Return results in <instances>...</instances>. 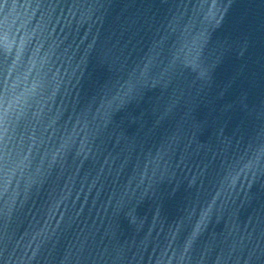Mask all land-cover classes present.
Masks as SVG:
<instances>
[{
  "label": "water",
  "instance_id": "1",
  "mask_svg": "<svg viewBox=\"0 0 264 264\" xmlns=\"http://www.w3.org/2000/svg\"><path fill=\"white\" fill-rule=\"evenodd\" d=\"M0 264H264V0H0Z\"/></svg>",
  "mask_w": 264,
  "mask_h": 264
}]
</instances>
